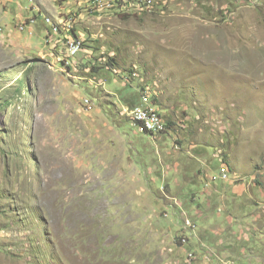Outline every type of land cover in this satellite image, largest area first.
Returning a JSON list of instances; mask_svg holds the SVG:
<instances>
[{"label":"rangeland","instance_id":"1","mask_svg":"<svg viewBox=\"0 0 264 264\" xmlns=\"http://www.w3.org/2000/svg\"><path fill=\"white\" fill-rule=\"evenodd\" d=\"M220 254L264 264V0H0V264Z\"/></svg>","mask_w":264,"mask_h":264},{"label":"built area","instance_id":"2","mask_svg":"<svg viewBox=\"0 0 264 264\" xmlns=\"http://www.w3.org/2000/svg\"><path fill=\"white\" fill-rule=\"evenodd\" d=\"M33 22L34 21L32 18L28 19L25 23H20L19 28L23 31L26 25L33 23ZM50 36L52 38H55L54 35H50ZM57 42H66L65 52L69 53L71 55V58H74L77 54H79L83 48L82 41L68 40L65 38L64 41H57ZM126 114L131 119L134 126L136 127L137 133H141L140 125H148L150 127L149 135H155L159 133L161 134L167 130L166 126L159 125L158 123L153 121L152 105H146V99L144 98V96H139L138 104L127 109ZM218 177L220 181H225L227 177L229 178V175H226L225 171L221 167H219Z\"/></svg>","mask_w":264,"mask_h":264},{"label":"bare ground","instance_id":"3","mask_svg":"<svg viewBox=\"0 0 264 264\" xmlns=\"http://www.w3.org/2000/svg\"><path fill=\"white\" fill-rule=\"evenodd\" d=\"M49 22V20H48ZM78 41V40H77ZM152 118H153V121H155L156 123H158L159 125H163V126H166V122L163 121V119L161 118V116L159 115L158 111H156L155 109H152ZM143 128L145 129V131L149 132L150 133V127L148 125H142ZM141 129V128H140ZM143 130V129H141ZM148 133V134H149ZM223 165V168L225 169L226 168V165L224 163H222ZM227 175V174H226Z\"/></svg>","mask_w":264,"mask_h":264},{"label":"crops","instance_id":"4","mask_svg":"<svg viewBox=\"0 0 264 264\" xmlns=\"http://www.w3.org/2000/svg\"><path fill=\"white\" fill-rule=\"evenodd\" d=\"M69 11V10H68ZM67 11V12H68ZM68 14V13H67ZM69 16H72V15H69ZM222 256V254H220V255H218V256H216L215 255V257L214 256H212L211 257V259H209V261L208 262H210L211 264H219V262H220V257ZM221 264V263H220Z\"/></svg>","mask_w":264,"mask_h":264},{"label":"trees","instance_id":"5","mask_svg":"<svg viewBox=\"0 0 264 264\" xmlns=\"http://www.w3.org/2000/svg\"><path fill=\"white\" fill-rule=\"evenodd\" d=\"M127 15H123V17H126ZM75 34V33H74ZM110 60H112V59H110ZM138 98H139V96H138ZM139 101V100H138ZM137 104H138V102H137ZM136 105V104H135ZM134 105V106H135ZM133 107V106H132ZM131 108V107H130ZM171 122L170 121H168V122H166V127L167 128H169L170 126H171ZM145 133H143V134H146V133H148L147 131H145V130H143ZM147 135H149V134H147ZM219 165H221V163L219 164ZM223 165V164H222ZM218 171H219V168L217 169V173H218ZM183 238H185V237H183ZM182 240H184V239H182ZM185 241V240H184ZM210 247V246H209ZM219 264H220V262H219ZM222 264V263H221Z\"/></svg>","mask_w":264,"mask_h":264}]
</instances>
